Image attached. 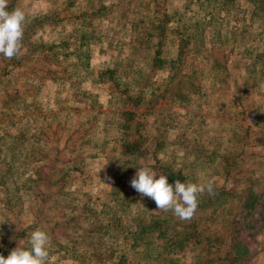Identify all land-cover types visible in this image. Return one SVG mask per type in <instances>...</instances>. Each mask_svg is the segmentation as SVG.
Instances as JSON below:
<instances>
[{
  "label": "rangeland",
  "instance_id": "rangeland-1",
  "mask_svg": "<svg viewBox=\"0 0 264 264\" xmlns=\"http://www.w3.org/2000/svg\"><path fill=\"white\" fill-rule=\"evenodd\" d=\"M260 1L14 0L28 30L21 55L0 54V242L39 228L50 237L47 264H115L120 250L128 264H188L198 244L169 261L126 236L136 219L169 214L215 243H239L238 264H264ZM162 164L181 182H214L191 219L130 186L137 168L159 178ZM110 216L117 239L83 231Z\"/></svg>",
  "mask_w": 264,
  "mask_h": 264
},
{
  "label": "trees",
  "instance_id": "trees-1",
  "mask_svg": "<svg viewBox=\"0 0 264 264\" xmlns=\"http://www.w3.org/2000/svg\"><path fill=\"white\" fill-rule=\"evenodd\" d=\"M224 2H221V5ZM262 4H255L254 8L256 7H262L264 9V0L260 1ZM9 8L14 7V0H9ZM223 7V6H222ZM214 11L211 12L210 15H213ZM210 17V16H208ZM28 30V27L24 25V34ZM181 46V44H180ZM182 49V48H181ZM138 101V99L136 100ZM125 114H134V110H127L124 112ZM29 133V130L22 129L20 135L26 136ZM36 134H34L35 136ZM12 142V141H11ZM6 142L3 141L2 145ZM18 145V141L14 140V142L10 145H8V148L11 150V154L14 155L16 152L17 147L15 145ZM124 145H127L130 149H132V146L135 145V143L132 141L130 143H125ZM42 173V167L35 166V175L40 176ZM45 173V172H44ZM161 175H166L168 177V182L170 184H174L176 180H179L178 178H174L173 176V170L169 165H163L161 166ZM46 181H49V178H45ZM33 182L35 179L32 180ZM47 183V182H46ZM216 189H221V187H216ZM54 193V192H51ZM48 192L41 191V195L48 196ZM211 197V196H210ZM211 199V198H210ZM44 201V198H42ZM204 203L200 202V206H202ZM83 206V205H82ZM86 207V205H85ZM246 215L249 214V218L251 219L253 212L252 209H246L245 212ZM259 214V213H258ZM169 214H163V216L155 215L152 218H149L148 220H144L143 218L136 219L135 221V227L131 228L130 230H125L126 236L128 239L130 237L128 236V233L130 235H133V241H137L139 245H143L145 248H149V251L151 249H155L156 253H160V258L164 260L168 259L170 261L169 253H175L178 248H183L187 244H194L193 247L197 250V244L198 248L200 247L199 254H196L194 256V260L188 264H221V259L225 260V264H238V261L240 260L239 256V247L236 241H233L231 238H228V241L224 244L222 243H215L212 239L213 236L208 237L206 234H202L201 230L199 229L197 223L195 221H173L171 222L170 218H168ZM75 217V216H74ZM116 218V217H115ZM118 218V217H117ZM100 224L96 223L98 227L95 226V224L89 222L88 226H82L83 231H87V234H93L94 231H96V228H99L100 230L105 229L102 231L105 234L108 233L110 236L115 234L113 238L117 239L119 237V234L121 231V227L119 226L118 221L113 222L112 216L106 218V219H100ZM120 220V218H118ZM65 222H68L67 220H64ZM75 225V224H74ZM28 235V234H27ZM70 234L67 233L64 236H69ZM84 235V234H83ZM24 240L21 242L20 238L24 237ZM158 240V242H153V239ZM72 241H75L74 238H71ZM119 245V244H118ZM224 245H227L224 246ZM23 247V248H30V239L26 236V228L25 227H19L16 231H14V234H12L11 239L7 240L6 242H0V254L6 255L7 253H10L13 249L16 247ZM69 247V246H66ZM119 247V246H117ZM157 247V249H156ZM93 251L91 253H87L85 257L89 261H92V258H94L92 255L95 250L102 249L99 247V244L93 247ZM113 248V247H112ZM111 248V249H112ZM109 249V250H111ZM173 250V251H172ZM114 249H112V252ZM216 255H213L215 254ZM67 254H70L68 252ZM99 255V254H98ZM110 255V254H109ZM111 259L115 264H128L127 262V254L125 252H119L117 255H110ZM168 257V258H167ZM170 264H184V263H175L170 262Z\"/></svg>",
  "mask_w": 264,
  "mask_h": 264
},
{
  "label": "clouds",
  "instance_id": "clouds-1",
  "mask_svg": "<svg viewBox=\"0 0 264 264\" xmlns=\"http://www.w3.org/2000/svg\"><path fill=\"white\" fill-rule=\"evenodd\" d=\"M9 0H0V54L7 59L17 57L23 52V36L26 14L22 8L9 10ZM130 186L142 197L152 199L156 209L173 211L181 220L191 219L197 211L198 197L205 191L214 195V182L207 184L168 182L166 175H159L148 166L137 168ZM155 211V210H152ZM50 237L44 230L36 229L30 235V248L16 247L7 258L0 254V264H47Z\"/></svg>",
  "mask_w": 264,
  "mask_h": 264
}]
</instances>
